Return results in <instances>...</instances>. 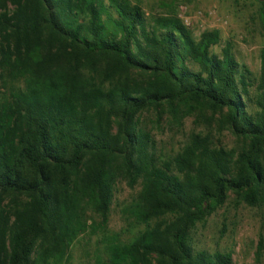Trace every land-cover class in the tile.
<instances>
[{"label": "trees", "instance_id": "trees-1", "mask_svg": "<svg viewBox=\"0 0 264 264\" xmlns=\"http://www.w3.org/2000/svg\"><path fill=\"white\" fill-rule=\"evenodd\" d=\"M220 44L218 29L195 38L139 0H0V264H49L104 229L116 171L139 179L123 213L141 228L102 232L94 264H232L190 234L230 194L264 203V48L256 78ZM179 103L219 114L237 145L198 132L153 152L141 113Z\"/></svg>", "mask_w": 264, "mask_h": 264}, {"label": "rangeland", "instance_id": "rangeland-1", "mask_svg": "<svg viewBox=\"0 0 264 264\" xmlns=\"http://www.w3.org/2000/svg\"><path fill=\"white\" fill-rule=\"evenodd\" d=\"M139 4L147 17L176 14L195 38L203 30L218 29L220 45L229 42L236 59L258 78L260 50L264 48V5L259 0H139ZM220 47L214 50L218 52ZM219 119L220 115L212 113L206 105L179 103L173 112L165 105L157 110H145L140 115V125L151 138L152 151L170 156L198 132L208 133L215 145L235 147L237 140L219 128ZM114 175L113 200L104 229L91 235L72 236V240L60 247L63 255L49 257V264H94L102 232L108 236L119 233L120 239L125 240L141 228L129 227L123 213L140 188L139 179L131 185L121 171ZM95 219L99 223V218ZM263 224L264 203L249 206L239 196L230 194L221 207L197 222L190 234L191 245L209 253L229 252L232 264H264V253H256L259 238L264 235ZM46 243L40 247L38 241V251L44 249Z\"/></svg>", "mask_w": 264, "mask_h": 264}]
</instances>
